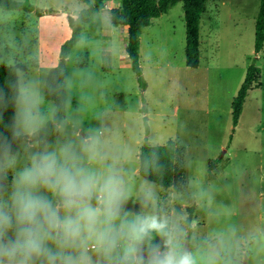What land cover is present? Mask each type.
I'll use <instances>...</instances> for the list:
<instances>
[{
    "label": "rangeland",
    "instance_id": "obj_1",
    "mask_svg": "<svg viewBox=\"0 0 264 264\" xmlns=\"http://www.w3.org/2000/svg\"><path fill=\"white\" fill-rule=\"evenodd\" d=\"M28 1L32 12L0 7V65L26 68L18 76L41 87L45 106L55 105L45 82L72 35L68 18L86 0ZM259 5L207 0L195 69L185 64L182 4L153 19L140 36L141 87L125 53L126 30L110 20L120 0H110L83 25L66 62L65 109L86 128L103 131L136 191L146 181L138 174L142 145L174 141L184 149L183 192L147 182L162 205L186 220L193 207L190 236L213 244L219 264H264V45L254 53ZM252 62L261 72L233 128L231 101Z\"/></svg>",
    "mask_w": 264,
    "mask_h": 264
},
{
    "label": "clouds",
    "instance_id": "obj_2",
    "mask_svg": "<svg viewBox=\"0 0 264 264\" xmlns=\"http://www.w3.org/2000/svg\"><path fill=\"white\" fill-rule=\"evenodd\" d=\"M10 88L0 90V264H219L152 185L134 189L101 129L45 106L23 75Z\"/></svg>",
    "mask_w": 264,
    "mask_h": 264
},
{
    "label": "trees",
    "instance_id": "obj_3",
    "mask_svg": "<svg viewBox=\"0 0 264 264\" xmlns=\"http://www.w3.org/2000/svg\"><path fill=\"white\" fill-rule=\"evenodd\" d=\"M110 0H86L87 7L79 11L75 18L69 17L68 24L72 29L71 37L61 46L60 58L56 66L51 68L45 82V94L61 112L65 110V78L66 62L72 48L81 40L83 25L90 17L105 9V3ZM177 3L182 4L185 20V64L195 69L200 59V22L207 0H120V6L109 10L111 23L126 30L125 53L130 67L137 77L141 87L145 85L141 77L142 69L139 59V44L142 29L149 26L155 18L168 13ZM0 7L6 10L34 11V6L28 1L0 0ZM38 13V12H36ZM264 45V0H260L255 23L254 53L258 54ZM26 71L16 65H0V90L11 94L10 85L18 77V70ZM261 70L252 62L246 70L245 79L235 97L231 101V120L233 128L238 124L243 105L248 92L257 83ZM231 139V137H230ZM183 148L174 141L163 145L144 144L138 153V174L146 181L162 188H171L177 193L184 191L186 177L184 168ZM219 162L213 160L209 166L214 168ZM187 223L191 222L193 207L188 208Z\"/></svg>",
    "mask_w": 264,
    "mask_h": 264
},
{
    "label": "water",
    "instance_id": "obj_4",
    "mask_svg": "<svg viewBox=\"0 0 264 264\" xmlns=\"http://www.w3.org/2000/svg\"><path fill=\"white\" fill-rule=\"evenodd\" d=\"M189 241H186V244H188Z\"/></svg>",
    "mask_w": 264,
    "mask_h": 264
}]
</instances>
